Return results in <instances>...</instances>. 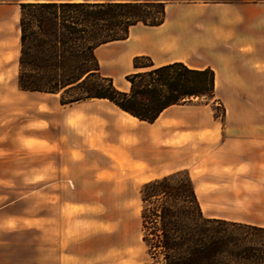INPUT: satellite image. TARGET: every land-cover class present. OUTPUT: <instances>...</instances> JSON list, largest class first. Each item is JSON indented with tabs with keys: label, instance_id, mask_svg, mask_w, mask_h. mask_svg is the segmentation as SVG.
<instances>
[{
	"label": "crops",
	"instance_id": "1",
	"mask_svg": "<svg viewBox=\"0 0 264 264\" xmlns=\"http://www.w3.org/2000/svg\"><path fill=\"white\" fill-rule=\"evenodd\" d=\"M34 2H164L162 25H135L127 39L96 49L101 73L114 83L124 79L137 72V56L156 67L211 68L224 118L211 104L192 103L171 106L150 124L131 121L106 99L62 105L58 94L21 90V4ZM37 95L55 99L43 109L30 107ZM160 120L187 121L188 156L198 148L205 158V174L190 175L205 216L264 227V2L0 0V264H96L99 238L83 236L76 212L83 205L78 179L84 164L94 154L114 163L116 148L147 159L148 137L139 126L155 125L159 144ZM180 133L173 130L167 140Z\"/></svg>",
	"mask_w": 264,
	"mask_h": 264
},
{
	"label": "trees",
	"instance_id": "2",
	"mask_svg": "<svg viewBox=\"0 0 264 264\" xmlns=\"http://www.w3.org/2000/svg\"><path fill=\"white\" fill-rule=\"evenodd\" d=\"M165 17L164 2L23 3L18 86L58 94L62 105L106 99L150 124L171 106L214 100L211 68L181 62L156 67L137 56V72L126 77L129 91L101 73L98 47L127 39L135 25L160 26ZM140 197L150 257L143 264H264V227L206 217L189 172L143 184Z\"/></svg>",
	"mask_w": 264,
	"mask_h": 264
},
{
	"label": "rangeland",
	"instance_id": "3",
	"mask_svg": "<svg viewBox=\"0 0 264 264\" xmlns=\"http://www.w3.org/2000/svg\"><path fill=\"white\" fill-rule=\"evenodd\" d=\"M244 1L264 2V0ZM142 63L146 64L148 61L143 60ZM115 84L121 90L130 85L128 81L126 82V77L119 81L116 80ZM37 97L39 98L35 100V103H30V107L35 105L36 109H43L46 108L48 100L55 99L49 95H37ZM193 103L196 105L211 104L215 116L224 118V109L216 100L196 99ZM174 109L182 110L181 107ZM127 117L131 121H138L130 116ZM70 123L71 125L75 124L73 121ZM158 123L161 124L159 137L164 135V141L159 144L157 143L158 135L152 132L155 125L140 124L141 126H139L141 133L144 132L148 137L146 144L142 146V149L147 150L146 153L148 152L147 159L131 158L132 156L130 157V154H127L124 149L116 148L110 155L114 163H111L110 160L107 162L102 155L94 154L90 159V164H84L83 172L78 179L82 191V195L79 197H81L83 205L77 208L76 212L83 236L86 238L88 234H92L99 238V242L94 245L96 264L150 262L147 248L142 240L141 187L149 181L176 171H186L188 166H190L189 174L194 178L205 174L203 164L205 158L204 156L199 158L198 148L194 149L195 154L193 152L191 157L188 156L187 121L163 125L164 121L160 120ZM173 130H181L183 133L177 134L175 140H167L172 138ZM199 139L204 138L201 136ZM157 150H159V154H157ZM89 166L94 168L88 169ZM87 171H92V173L88 174ZM90 190L93 195L86 194ZM39 199L42 200V197H37L36 213L37 216L42 217L43 207ZM107 246H109L108 249H106Z\"/></svg>",
	"mask_w": 264,
	"mask_h": 264
},
{
	"label": "bare ground",
	"instance_id": "4",
	"mask_svg": "<svg viewBox=\"0 0 264 264\" xmlns=\"http://www.w3.org/2000/svg\"><path fill=\"white\" fill-rule=\"evenodd\" d=\"M124 112V111H123ZM126 113V112H125ZM127 115H129L128 113H126Z\"/></svg>",
	"mask_w": 264,
	"mask_h": 264
}]
</instances>
